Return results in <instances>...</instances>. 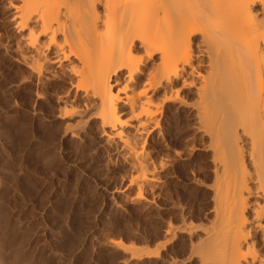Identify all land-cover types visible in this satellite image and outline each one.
<instances>
[{
	"label": "bare ground",
	"instance_id": "1",
	"mask_svg": "<svg viewBox=\"0 0 264 264\" xmlns=\"http://www.w3.org/2000/svg\"><path fill=\"white\" fill-rule=\"evenodd\" d=\"M0 8L11 36L0 47L49 105L41 144L66 138L81 150L93 140L131 165L132 181L150 184V143L166 147L183 132V109L207 138L213 174L212 217L191 229L190 255L197 264H264V0H0Z\"/></svg>",
	"mask_w": 264,
	"mask_h": 264
},
{
	"label": "rangeland",
	"instance_id": "2",
	"mask_svg": "<svg viewBox=\"0 0 264 264\" xmlns=\"http://www.w3.org/2000/svg\"><path fill=\"white\" fill-rule=\"evenodd\" d=\"M0 16L3 43L11 36L1 22L6 16L2 8ZM4 47H0V264H168L170 259L197 264L190 250L198 241V228L212 217L213 174L207 138L193 132L185 111L178 112L179 127L185 128L166 140L168 148L157 138L150 143L154 150L149 149L147 174L153 176L152 183L132 181L131 165L93 140L81 150L66 138L64 146L59 141L41 144L37 129L46 121L44 109L49 105L36 99L35 79H25L23 67ZM185 94L191 97L188 91ZM118 240L139 254L151 255L130 257Z\"/></svg>",
	"mask_w": 264,
	"mask_h": 264
}]
</instances>
